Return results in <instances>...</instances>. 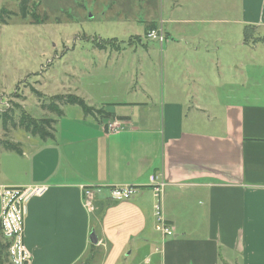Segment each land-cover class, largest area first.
<instances>
[{
    "label": "crops",
    "instance_id": "obj_1",
    "mask_svg": "<svg viewBox=\"0 0 264 264\" xmlns=\"http://www.w3.org/2000/svg\"><path fill=\"white\" fill-rule=\"evenodd\" d=\"M213 3L216 24L264 29V0ZM165 36L171 45L166 30ZM195 51L200 70L210 54ZM186 69L194 72L191 64ZM236 86L225 84L228 97L213 86L216 99L198 101L152 95L147 84L138 89L142 100L114 103L109 117L54 118L53 138L20 149L18 171L0 183L47 185L27 205L29 263L84 264L94 230L98 264H264V103L239 100ZM155 172L166 178L169 237L155 229L149 187ZM121 184L137 192L109 199L110 188ZM84 187L99 190L86 196ZM0 235L5 241L1 227Z\"/></svg>",
    "mask_w": 264,
    "mask_h": 264
},
{
    "label": "rangeland",
    "instance_id": "obj_2",
    "mask_svg": "<svg viewBox=\"0 0 264 264\" xmlns=\"http://www.w3.org/2000/svg\"><path fill=\"white\" fill-rule=\"evenodd\" d=\"M213 2L36 0L28 10L37 21L29 14L21 18L19 0H0V10L10 13L2 15L6 23L0 22V183L19 169L18 154L6 143L24 149L39 139L20 123L22 112L34 119L58 118L48 109L57 95L74 94L108 110L117 102L142 100L138 89L147 84L152 95L178 93L211 101L216 99L213 86L228 97L225 84L231 83L241 91L239 100L264 103V29L216 24ZM151 29L162 39L148 37ZM165 30L171 35L169 46L163 42ZM194 34L205 37L191 38ZM196 49L210 54L200 70ZM54 101L61 117L84 114L78 104ZM108 124L109 130L119 129ZM98 253L91 264H98Z\"/></svg>",
    "mask_w": 264,
    "mask_h": 264
},
{
    "label": "built area",
    "instance_id": "obj_3",
    "mask_svg": "<svg viewBox=\"0 0 264 264\" xmlns=\"http://www.w3.org/2000/svg\"><path fill=\"white\" fill-rule=\"evenodd\" d=\"M147 36L151 39H162L155 29H151ZM159 36V37H158ZM109 128L112 123L108 124ZM166 178L162 173L155 172L149 177V187L153 197V216L155 229L162 237L174 234L173 227L169 225L163 212V194ZM98 187H84L86 196ZM47 185L31 184L25 186L0 185V227L2 236L9 241L6 248L7 260L10 264H30V253L24 246V218L29 201L42 195ZM137 192L133 184L115 185L109 190V199L113 201L129 200Z\"/></svg>",
    "mask_w": 264,
    "mask_h": 264
},
{
    "label": "trees",
    "instance_id": "obj_4",
    "mask_svg": "<svg viewBox=\"0 0 264 264\" xmlns=\"http://www.w3.org/2000/svg\"><path fill=\"white\" fill-rule=\"evenodd\" d=\"M36 0H19V14L21 18H26L29 14V16L34 17V20L40 21L37 19V16L35 15L34 11L31 12L29 11V7H31L30 2H35ZM32 3V4H33ZM6 14L7 16L10 14L8 11H6L4 8L0 10V22L6 23V20L2 15ZM151 28H154L155 25L151 24ZM247 28V27H246ZM98 48H102V45H98ZM34 93H36L38 96L41 95V93L36 90L32 89ZM61 96V97H60ZM65 99L64 103H70V104H78L82 110L84 111V114L87 115H92L95 117H109L111 116V112H109L106 109L103 108H95L89 106L83 98L76 96L74 94H68L66 96L62 95H57V97H52L51 103L48 105V109L51 112H55L57 116H61L63 114L59 104L54 101L57 99ZM63 103V104H64ZM43 104V103H42ZM55 122L54 119L52 118H41V119H34L30 117L28 114L25 112H22L21 117H20V123L24 126V129L28 131L31 135L35 137H39L41 140H46V139H52L53 138V123ZM6 146L9 149H12L16 153H20V149L15 146L14 143L7 142ZM9 244V241L5 239V241H2L1 235H0V264H4L7 260V253H6V248ZM97 251L95 249V245H92V250L90 255L86 258L84 264H91L93 263L94 257L97 255Z\"/></svg>",
    "mask_w": 264,
    "mask_h": 264
},
{
    "label": "water",
    "instance_id": "obj_5",
    "mask_svg": "<svg viewBox=\"0 0 264 264\" xmlns=\"http://www.w3.org/2000/svg\"><path fill=\"white\" fill-rule=\"evenodd\" d=\"M89 241L93 245H96L98 243V238L94 230L90 232Z\"/></svg>",
    "mask_w": 264,
    "mask_h": 264
}]
</instances>
